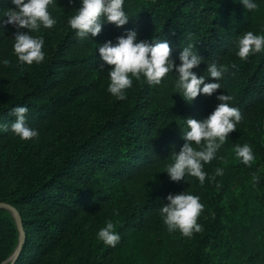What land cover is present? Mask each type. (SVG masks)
Segmentation results:
<instances>
[{
	"label": "trees",
	"instance_id": "obj_1",
	"mask_svg": "<svg viewBox=\"0 0 264 264\" xmlns=\"http://www.w3.org/2000/svg\"><path fill=\"white\" fill-rule=\"evenodd\" d=\"M253 2L258 7L250 11L241 0H124L128 22L121 27L105 23L113 44L129 30L137 32V43L166 40L177 65L180 51L192 44L202 57L193 72L204 76L205 83L218 82L221 89L189 103L176 93L175 72L153 86L141 77L125 90L126 99L112 95L89 121L82 101L89 100L87 90L98 87L102 62L78 51L87 38H79L68 20L79 8L53 0L54 10L48 11L56 24L50 29L41 25L36 34L44 40L45 59L39 64L18 63L14 34L7 24H0V125L9 127L0 130V200L18 209L25 230L14 264H130L118 259L120 247L141 229L147 212L167 204L162 196L186 189L197 193L208 213L203 231L182 236L186 242L179 249L169 245L168 238H156L161 246L150 258L156 264L172 259L226 264L212 260L211 253L223 231L220 216L227 183L217 181L218 176L209 179L221 150L203 165L208 177L203 185L189 175L173 182L165 171L185 143L186 120L206 119L219 103L216 96L233 97L229 106L238 108L242 119L253 118L256 107L264 103V49L246 61L236 55L237 39L244 33L264 36V0ZM6 11L0 10V22L7 20ZM4 60L10 61L8 66ZM212 63L227 66L218 81L207 72ZM19 106L28 108L26 124L38 137L21 140L11 131V109ZM107 178L117 182L114 189L124 200L114 199L110 187H103ZM157 182L162 184L156 190ZM135 186L141 193L133 198L127 191ZM112 214L119 217L114 231L121 237L115 247L97 235ZM91 215L98 224H85ZM17 237L14 218L0 208V261L11 254Z\"/></svg>",
	"mask_w": 264,
	"mask_h": 264
},
{
	"label": "clouds",
	"instance_id": "obj_2",
	"mask_svg": "<svg viewBox=\"0 0 264 264\" xmlns=\"http://www.w3.org/2000/svg\"><path fill=\"white\" fill-rule=\"evenodd\" d=\"M71 4L72 0H68ZM246 10L257 9L253 0H241ZM14 5L6 11L7 20L0 24L11 25L17 29L14 34L13 50L18 57L19 64L32 65L44 61L43 52L44 40L42 37H33L29 32L39 31L41 25L50 29L56 24L48 11L53 0H11ZM124 0H81V6L76 14L68 20L70 28L76 31L79 38H88L99 35L102 31V23H111L117 27L125 25L129 17L124 9ZM19 29H27L21 32ZM137 32L129 30L126 36L117 37L116 43L105 42L99 46L101 60L110 67L108 77L110 83L108 92L118 100L126 99L125 90L132 86L134 77L141 81V77L149 86L159 85L162 79L170 72L178 76L176 81V93H179L186 102H192L200 94L212 96L221 85L216 83H205L204 76H197L193 69L202 62V57L193 51L194 45L189 44L180 51L177 65L172 59V49L166 40L148 42H136ZM238 51L236 55L241 61H246L253 53H259L264 49V36L254 35L248 31L237 39ZM8 66L10 61H3ZM103 67V65H101ZM236 67L235 64L232 65ZM227 66L218 67L216 63L207 66L209 76L218 81ZM219 101L214 111L203 120L188 118L186 124L188 131L183 132L185 143L179 153L173 156L174 163L166 167V173L173 182L185 181L189 175L199 180L203 185L207 173L203 165L210 163L220 147L228 140L231 132L236 131V125L241 122L242 115L238 108L230 107L229 101L233 97L221 94L216 96ZM28 108L25 106L13 107L11 114L15 121L11 123V131L21 140H31L38 137V132L29 128L26 124ZM0 130L8 131V125H0ZM195 145L196 147H194ZM236 156L241 162L251 167L255 159L252 148L245 143L236 145L234 148ZM223 175V169L217 168L215 174L210 177L214 181L216 176ZM253 184L259 183V176L252 173ZM168 203L160 209L163 223L169 232L179 231L183 237L191 238L193 233L203 231L202 225L197 221L204 205L200 202L199 196L186 194H169L166 197ZM114 224L106 222V226L98 232V239L104 244L115 247L121 237L114 231Z\"/></svg>",
	"mask_w": 264,
	"mask_h": 264
},
{
	"label": "rangeland",
	"instance_id": "obj_3",
	"mask_svg": "<svg viewBox=\"0 0 264 264\" xmlns=\"http://www.w3.org/2000/svg\"><path fill=\"white\" fill-rule=\"evenodd\" d=\"M63 2L72 10L81 6V0H72L71 4L68 0H63ZM13 7L11 0H0V10L6 11ZM49 8L53 9V6L50 5ZM8 27V30L15 34L17 29L11 25ZM19 31L26 33L27 29H19ZM29 34L36 37L37 31L29 32ZM107 41L111 40L105 23H102L101 33L95 37L89 36L87 41L78 47V51L83 54H93L96 60H101L99 46ZM101 62L103 67L100 65L99 73L96 75L98 87L94 90H87L90 101L88 99L82 101L87 121L96 119L101 112V103L112 96L107 90L110 83L108 77L110 67L102 60ZM130 78L134 83L135 78ZM58 126L63 128V123H58ZM245 143L252 148L255 157L251 167L244 165L234 151L236 145L242 146ZM220 150L217 168L223 169V175L218 176L217 181L221 183L225 181L227 189L220 216L223 231L219 236V241L211 249L212 260L226 264H264V103L256 107L253 118L242 119L236 125V131L229 134L228 140L220 147ZM252 173L259 176L258 184H253ZM116 183L113 179L107 178L103 182V187H110L108 190L113 193L114 199L124 200V197L120 195V190L114 189L117 186ZM161 184L157 182L155 189L157 190ZM140 190L139 186H135L133 190L129 189L127 194L135 198L136 193H141ZM183 192L191 193L189 189ZM194 195L197 196V193L194 192ZM161 200L168 203L164 196ZM5 211L14 218L9 210L5 209ZM146 214L147 217L141 224V229L129 238L116 253L121 261L130 264H156L150 258L161 246L156 238H168L169 245L177 249L185 244L186 241L181 238L182 235L178 230L168 231L163 223L160 210H150ZM207 215L204 208L197 221L202 227L205 225ZM118 218L117 215H109L103 224L111 221L116 226ZM85 224H98V218L91 215L85 220ZM8 257L0 263L7 264ZM169 264L182 263L178 259H172Z\"/></svg>",
	"mask_w": 264,
	"mask_h": 264
},
{
	"label": "water",
	"instance_id": "obj_4",
	"mask_svg": "<svg viewBox=\"0 0 264 264\" xmlns=\"http://www.w3.org/2000/svg\"><path fill=\"white\" fill-rule=\"evenodd\" d=\"M0 208H5L14 215V221L18 232V237H17L16 245L7 260L8 261L7 264H14L21 252L22 246L25 241V230L23 227L21 215L18 209L14 205H12L7 201L0 200Z\"/></svg>",
	"mask_w": 264,
	"mask_h": 264
}]
</instances>
